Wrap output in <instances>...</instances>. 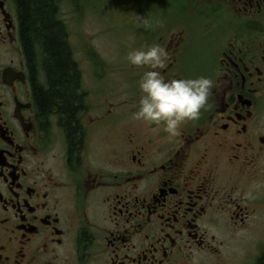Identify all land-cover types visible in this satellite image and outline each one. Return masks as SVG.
<instances>
[{
    "label": "flooded vegetation",
    "instance_id": "af4514ba",
    "mask_svg": "<svg viewBox=\"0 0 264 264\" xmlns=\"http://www.w3.org/2000/svg\"><path fill=\"white\" fill-rule=\"evenodd\" d=\"M145 1L159 11L129 44L165 47L166 79L214 83L174 138L134 117L142 68L130 92H36L40 58L0 0V264H264L240 234L264 213V0Z\"/></svg>",
    "mask_w": 264,
    "mask_h": 264
},
{
    "label": "rangeland",
    "instance_id": "374dc122",
    "mask_svg": "<svg viewBox=\"0 0 264 264\" xmlns=\"http://www.w3.org/2000/svg\"><path fill=\"white\" fill-rule=\"evenodd\" d=\"M59 19L67 28V41L74 59L82 70L84 92H130L128 89L127 55L143 29L141 19L156 15L159 5L145 0H57ZM148 5V10H144ZM131 5V11L129 10ZM194 60L187 63V72H201L207 57L203 40L192 42ZM196 56V57H195ZM196 58V59H195ZM264 179V177H263ZM258 191L264 196V180ZM244 249L264 243V213L256 225L240 233Z\"/></svg>",
    "mask_w": 264,
    "mask_h": 264
},
{
    "label": "clouds",
    "instance_id": "9594fccd",
    "mask_svg": "<svg viewBox=\"0 0 264 264\" xmlns=\"http://www.w3.org/2000/svg\"><path fill=\"white\" fill-rule=\"evenodd\" d=\"M143 26L150 28L148 24ZM126 59L129 66L145 69L138 81L142 95L135 119L162 127L170 138L177 137L185 123L200 119L209 104L212 79L205 76L166 79L163 71L171 57L159 44L133 49Z\"/></svg>",
    "mask_w": 264,
    "mask_h": 264
},
{
    "label": "trees",
    "instance_id": "16d2710c",
    "mask_svg": "<svg viewBox=\"0 0 264 264\" xmlns=\"http://www.w3.org/2000/svg\"><path fill=\"white\" fill-rule=\"evenodd\" d=\"M14 2L22 44L28 57L34 53L39 56L44 73V82L36 92H51L46 99L65 104L68 94L64 92L84 91L81 70L67 41V28L59 19L58 4L56 0Z\"/></svg>",
    "mask_w": 264,
    "mask_h": 264
}]
</instances>
